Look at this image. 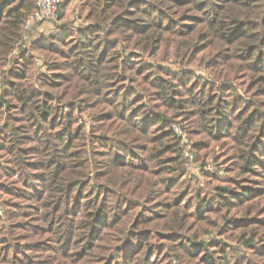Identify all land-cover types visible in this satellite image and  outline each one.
<instances>
[{
	"label": "trees",
	"instance_id": "obj_1",
	"mask_svg": "<svg viewBox=\"0 0 264 264\" xmlns=\"http://www.w3.org/2000/svg\"><path fill=\"white\" fill-rule=\"evenodd\" d=\"M79 5L0 0V264H264V0Z\"/></svg>",
	"mask_w": 264,
	"mask_h": 264
},
{
	"label": "rangeland",
	"instance_id": "obj_2",
	"mask_svg": "<svg viewBox=\"0 0 264 264\" xmlns=\"http://www.w3.org/2000/svg\"><path fill=\"white\" fill-rule=\"evenodd\" d=\"M62 6H64V11L65 15L63 20L61 21L63 24L66 23H72V27H77V26H81V25H87L88 23L85 22L83 20V16L85 15V13H83V9L80 7L79 5V0H61V4H60V8L59 10L62 8ZM58 10V9H57ZM56 14V13H55ZM55 16V15H54ZM58 17V12H57V16ZM54 18V17H53ZM51 18V19H53ZM56 19V18H55ZM49 20V19H48ZM54 23L55 21H50L47 23H40V24H31L29 26V30H26L25 33V38L24 40L27 41V39H30L32 42H35L38 40V38L41 35H48L50 33L55 32V27H54ZM33 25V26H32ZM27 33V34H26ZM34 58H35V63H36V69L38 72L40 73H46L47 69L46 66L43 64V60L40 57V55L38 54H34ZM169 67L173 70H180V66L178 64H169ZM189 72H195V74L198 77H204L207 78V75L200 69H193V68H188L186 69ZM88 124V122H86ZM82 124V122H81ZM89 125V124H88ZM176 133L178 136H182L180 132H178L177 129H175ZM181 145H184V147H186V145H188V141H186V138L182 136L181 141H180ZM189 146V145H188ZM184 160L186 162L185 167H186V171H187V175L188 178H191L192 176L194 178L200 179L201 178V173L200 171L202 170V168H207V166L210 165L211 160H207L206 161V165L204 167L200 166L199 164L195 163V158L194 155L190 154V153H184L183 154ZM205 170V169H204ZM209 173H212L214 171V168L210 165V169H206Z\"/></svg>",
	"mask_w": 264,
	"mask_h": 264
},
{
	"label": "built area",
	"instance_id": "obj_3",
	"mask_svg": "<svg viewBox=\"0 0 264 264\" xmlns=\"http://www.w3.org/2000/svg\"><path fill=\"white\" fill-rule=\"evenodd\" d=\"M38 10L29 18L27 27L31 24H36L41 21H45L54 17L58 7L61 4V0H36ZM32 25V26H33ZM210 169V165L207 166ZM205 168V169H207Z\"/></svg>",
	"mask_w": 264,
	"mask_h": 264
}]
</instances>
